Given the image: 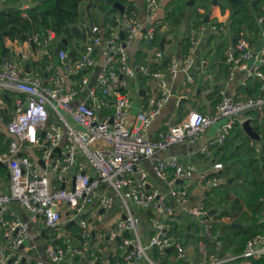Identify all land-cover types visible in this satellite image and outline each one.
Instances as JSON below:
<instances>
[{
	"label": "built area",
	"instance_id": "built-area-1",
	"mask_svg": "<svg viewBox=\"0 0 264 264\" xmlns=\"http://www.w3.org/2000/svg\"><path fill=\"white\" fill-rule=\"evenodd\" d=\"M131 1L135 8L117 14L110 26L103 20L91 24L73 56L58 47L59 32L48 28L32 38L35 53L26 41L40 61L47 59L45 64L34 69L35 59L27 52L0 59V88L17 92L15 97H0V114L9 116L7 132L13 136L8 148L0 149V163L9 175L8 189L0 190V264H252V259H264V234L250 239L242 253L220 256L217 251L224 244L214 233L217 212L211 213L201 199L220 182L224 166L216 147L242 123L247 110L264 105V97L237 99L222 91L211 112L193 109L180 122L150 135L174 96L170 80L184 76L181 98L187 99L204 74L201 47L218 23L228 32L229 10L214 6L221 14L213 8L208 23L191 27L186 48L172 50L168 60L161 61L165 65L134 67L127 50L138 39L151 45L162 0H143L141 6ZM259 23H264V14ZM225 55L230 81L255 78L264 90V28L257 42L242 36L230 43ZM138 74L155 81L157 97L129 125L130 80ZM211 126H217L215 137L197 150L183 157L164 153L174 145L198 143ZM144 161L152 165L161 187L151 184ZM115 196L121 216L106 229L102 222L115 209ZM139 210L149 212L146 228ZM91 214L96 216L89 220ZM183 214L197 218L199 236L215 240L217 251L210 252L200 238L199 259L189 258L180 231ZM40 219L45 229H39ZM72 220L76 223L67 229ZM78 223L79 230L73 232ZM91 223L98 225L91 228ZM33 232L47 240L43 251L29 243Z\"/></svg>",
	"mask_w": 264,
	"mask_h": 264
},
{
	"label": "trees",
	"instance_id": "trees-1",
	"mask_svg": "<svg viewBox=\"0 0 264 264\" xmlns=\"http://www.w3.org/2000/svg\"><path fill=\"white\" fill-rule=\"evenodd\" d=\"M216 1L221 5L223 12L229 10L228 32L225 34L220 29L222 24L218 23V29L212 32L206 41L208 45L211 40L214 42L217 49L215 48L213 57L219 61V71L229 77L230 69L229 64L226 63L225 51L230 43H235L242 36L249 38L253 36V41H258L261 28H264V23H259L260 16L264 14V0ZM116 2L125 5L127 13L135 8L131 0H42L36 6L25 10L15 7L0 10V59L9 54V48L5 50L4 45L7 39L26 42L36 35H42L48 28L57 30L68 42L73 36H85L82 25L83 10L96 8L103 14L105 24L110 26L116 15L120 13L115 6ZM187 2L188 0H169L166 5L164 22L171 26L184 24L186 31L191 27L206 23L207 14L211 13L214 8V0H195L193 7H190ZM89 18L95 21L96 14H91ZM158 32L151 46H156L161 50L162 36ZM185 39L187 40V37ZM57 45L59 48H66L62 39ZM185 48L186 46L183 47ZM168 58L167 56L164 60L167 61ZM46 62V58L41 61L32 60V64L36 66ZM144 62L147 64L146 61ZM159 65L162 66L163 62ZM261 69L264 72V66ZM208 85H210V80L203 82L204 87ZM211 88L212 92L208 94V98L211 100V106L215 108L223 96L220 92L221 86L212 85ZM236 97L238 99L264 97V90L257 79L250 78L245 84L239 85ZM243 115L252 118L255 130L264 137V105L249 109ZM4 118L6 122L9 121L8 115L4 114ZM3 135L4 133L0 131V149L6 150L9 139L4 140ZM215 154L223 163L221 173H226V182L218 183L210 188L206 202L210 208L226 205V209L217 215L218 221L214 227V233L218 235L217 239L224 244L223 248L217 251L215 240L199 236V227L195 224H191V227L198 231L195 235L197 241L200 238L204 239L210 252L217 251L220 256L227 252L240 254L250 239L258 234H264V222H261L264 215V202L261 201L264 194V142L254 146L241 123L237 122L224 144L216 147ZM230 179L232 180L229 182ZM139 214L142 219H148V211L139 210ZM225 218L228 221H225ZM233 223L242 224V227L234 226ZM178 227L179 225H175L174 229ZM180 231L184 234L183 237L187 244L192 237V230L188 237L185 236L188 232L187 226L183 225ZM240 260L237 259L238 262ZM251 262L252 264H264V259H252Z\"/></svg>",
	"mask_w": 264,
	"mask_h": 264
},
{
	"label": "crops",
	"instance_id": "crops-1",
	"mask_svg": "<svg viewBox=\"0 0 264 264\" xmlns=\"http://www.w3.org/2000/svg\"><path fill=\"white\" fill-rule=\"evenodd\" d=\"M41 1L39 0H8L5 2H0V10L7 9L10 7L21 8L25 10L27 9V7L31 8V7L36 6V4ZM167 2L168 0H166L165 2H163L162 0V5L159 11L162 8L164 9L166 8ZM138 3L141 6L143 4V0H138ZM82 12H83L82 25L84 26L83 35L90 28L91 24L99 23L100 21L104 20L103 14L98 12L96 8H92L88 11L83 10ZM93 13L96 14L95 21H91V19L89 18V16ZM214 13L221 14L218 8L216 9L214 8ZM157 18L159 19V22H160L161 19L163 18V14L161 15L160 13L159 15L157 14ZM159 27H161L160 24H159ZM184 29H186L185 25H183V32H181L180 35L178 36L177 47H176L177 51H183L184 50L183 47L186 46V39H185L186 33H184L185 31ZM208 36H211V34ZM85 37L86 36H76L73 40L75 42L73 47H71L70 42H68V51L78 52V50L83 44ZM211 42L214 44L212 40ZM213 44L208 45L206 41V43H203L201 47L200 60H202L204 63L205 72L202 76L198 78L197 83L191 88L189 92V97L186 100H183V98H181V95L183 93L182 82H183L184 76L180 75L176 80H170V84L172 85L174 96L171 98L170 102L168 103L166 108L163 110L162 114L154 121L153 126L150 129V135L155 136L158 133V131L167 129L170 125L174 124L175 123L174 121L178 122V120H182L193 109H197L204 113L211 112L214 109V107L211 106V100L208 98V94L212 92V88H211L212 85L217 86V87L221 86L220 92L225 91L226 95L228 96H232L237 99L238 97H240V96L236 97L238 93V87L241 84H245L246 81H243L242 79H236V80L230 81L227 76L223 75L219 71V61L215 60L213 57L216 51L215 50L216 47ZM4 45L6 48H9V54L7 55L8 57H13L15 54H20L21 52H27V53H30L31 56L33 55V53L31 52L29 43L27 42H19L17 40L11 41L10 39H7ZM145 47L146 45L140 39H138L135 41L133 46L128 48L127 52H128L130 61L134 67H138L142 63L144 64L145 63L144 61L148 62V58L151 55H154L155 52L153 53L152 50H146ZM35 52L36 51H34V53ZM158 55L161 56V53H159ZM157 64L159 63H156V65ZM206 80H210V85H208L207 87L206 86L204 87L203 82H206ZM129 90L132 96V103L129 108L128 124L131 125L135 121V117L141 109L151 107V101L157 97V88H156L155 81L153 79L149 77H145L142 74H138L134 79L130 80ZM191 96L193 97V99H195V97H201L202 102L201 103L194 102L193 106L189 108H185V104ZM242 98H245V97H241V99ZM1 116L2 115L0 114V131L2 129L7 131L8 122L5 121L4 114L2 116L3 119ZM210 128L212 129L210 130ZM210 128L205 133L204 138L198 143L194 145H187V144L174 145L168 148L167 150H165L164 153L167 155H178L180 157H183L186 155L188 151L197 150L202 144H204L205 142L215 137V134L217 132V126H211ZM196 161L200 163L201 166H204V164H202V162L198 158L196 159ZM142 164H143V167H145L149 173L151 184L153 186L161 187L162 183L159 182V180L157 179L150 162L144 161ZM0 169L6 170L5 167L1 165H0ZM6 173L8 176L7 187L6 186L4 187V185L2 186L0 184V186H2L0 190L8 189L9 175H8V172ZM220 173H221V170L219 171L218 175ZM0 175H1V172H0ZM196 192L198 193L199 191H196ZM208 194H209V191L207 190L206 192H204L203 198L206 199ZM212 209H215L216 210L215 212H217L218 210L216 207L211 208V210ZM115 215H116V208L108 214L107 219L110 220ZM224 220H226V218ZM180 221H181L180 223L182 226L183 225L187 227L190 226V231L188 229L186 236L187 235L189 236V234L191 233V230L192 231L195 230L196 232H198L196 228L192 229L191 224H195L196 226H198L199 232H201V226L196 217L189 215V214L188 215L183 214L182 219ZM142 224H143V227L146 228L148 225L147 220L142 219ZM199 234L200 233H198V235ZM0 240H1V236H0Z\"/></svg>",
	"mask_w": 264,
	"mask_h": 264
},
{
	"label": "rangeland",
	"instance_id": "rangeland-1",
	"mask_svg": "<svg viewBox=\"0 0 264 264\" xmlns=\"http://www.w3.org/2000/svg\"><path fill=\"white\" fill-rule=\"evenodd\" d=\"M165 1L166 0H163V2H165ZM159 13H160V15L163 14V18L159 22V24L161 25V27L158 28L159 29L158 34L161 35L162 37L163 36H166L167 39H168V43H166V46H165V50L164 51L160 50L156 46H151V45H146L145 44L146 45V47H145L146 50H152L153 53L155 52L154 55H151L148 58V62H147L148 64L147 65H150V66H154L156 63H161V61L163 59H165L172 50H176L178 36L180 35L181 32H183V25L184 24H180L178 26H171V25L166 24L164 22V17L166 15V8L165 9L162 8L160 11H158L157 14L159 15ZM184 30H185L184 33H186V29H184ZM75 37L76 36H73L70 39V46L71 47H73L74 44H75V42L73 41ZM212 44L213 43L210 42V45H212ZM147 46H148L149 49L147 48ZM159 53H161V56L158 55ZM32 59H35V60H39L40 61V59H41L40 58V54L39 53L38 54H34L33 53ZM33 68L34 69H37L38 68V65L37 66H33ZM5 93H9L13 97L17 96V92H14V91H11V90H5L3 88H0V97H3ZM194 102L201 103L202 102V98L201 97H195V99H193V97L191 96L189 98V100H187V102L185 104V108H189V107L193 106ZM11 108L12 109L14 108V104L13 103L11 104ZM244 118L245 117L243 115L242 116V119H244ZM174 122H176V121H174ZM211 129L212 128H210V130ZM1 131L4 133V135H3L4 140H6L9 137H12L13 138V136L12 135H9V133L7 131H5L4 129H2ZM0 172H1V175H0V180L1 181H0V184L2 186L4 185V187L5 186L7 187V184H8V176H7V173H6L7 171L4 170V169H0ZM219 176H220V182H219V184H221L223 182H226V173H221ZM2 186H0V188H2ZM202 201H204L207 204L206 201H208V200H206L205 198L202 197ZM115 203H116V207H115L116 208V215L112 219H110V220L106 219V220H104L102 222V224L104 226H106V229L111 224L114 223V220H116L117 218H119L121 216V212H120L121 202H120V200H119V198L117 196H115ZM217 209L218 210H217L216 215H218L222 210L226 209V205H223L221 207H218ZM62 210L63 211H66L67 209H66V207H62ZM95 216L96 215L91 214V215H88L87 218L90 220V219H94ZM65 219H66V217H65ZM77 219H79V217ZM226 220L228 221V219H226ZM38 224H39V229L40 230L46 228V224H45V222L42 219H40V221L38 222ZM97 225H98L97 223H91L90 224V227L91 228H94ZM79 227L80 226H79V223H78V225H76L75 227L72 228V231L75 232L76 230H79ZM2 234H3V230L0 227V236ZM196 234H197V232L195 230H193L192 231V237L188 240L189 242L187 243V252H188L189 258L194 259V260H198L199 257H200L199 251H198V241H197L196 236H195ZM32 236H33V240H30L29 243L31 245H34L35 244L40 251H43L44 250V247H45V244L47 243V240H45L41 235L37 234L36 232H33L32 233ZM144 241L145 242L147 241L146 238H144ZM96 244H97V242H96Z\"/></svg>",
	"mask_w": 264,
	"mask_h": 264
},
{
	"label": "water",
	"instance_id": "water-1",
	"mask_svg": "<svg viewBox=\"0 0 264 264\" xmlns=\"http://www.w3.org/2000/svg\"><path fill=\"white\" fill-rule=\"evenodd\" d=\"M39 1H41V0H39ZM194 2H195V0H188L187 4L190 7H193L194 6ZM213 4H214V6H220L221 7V5H219L216 0H214V3ZM115 6L119 9V11H120L121 14H124L125 13V5L121 4L120 2H116L115 3ZM209 21H210V13L207 14L206 19H205V22L206 23H208ZM121 36L124 37V34L121 33ZM62 40L65 42L66 48L68 49V41L65 38H62ZM166 41H167V37L166 36H163L161 38V40H160V48H161L162 51L165 50V43H166ZM30 44H31L33 50L36 51V45H35V42H34L33 39H30ZM5 50H6V47H5ZM70 54L73 56L74 55V52L73 51H70ZM163 64L165 65L166 62H164ZM30 65H31L30 62H27L26 65H25V68L28 70V72L31 71ZM42 68L44 69L45 67L43 66ZM44 75L47 76L48 75L47 72H45ZM183 100H186V98H183ZM241 126H242L243 130L245 131V133L252 139L254 146H257L258 144H262L264 142V137L261 134H259L255 130L254 126H253V124H252V118H250V117L245 118L242 121ZM57 150L59 151L60 148H58ZM40 162L43 163L42 160H40ZM0 165L3 166V167H5V164L4 163H0ZM231 180L232 179H230L229 182ZM215 211H216L215 209H212L211 210V213H215ZM75 223H76L75 220L70 221L66 225V228L69 229ZM233 225L234 226H238V227H242V224L233 223ZM188 229L190 231V226L188 227ZM93 234H95V231H93ZM41 235L42 236H46V232L45 231H42L41 232ZM167 252H170V249H168Z\"/></svg>",
	"mask_w": 264,
	"mask_h": 264
}]
</instances>
